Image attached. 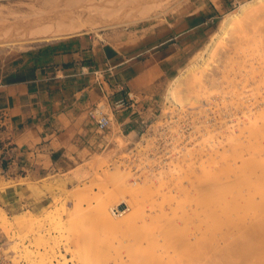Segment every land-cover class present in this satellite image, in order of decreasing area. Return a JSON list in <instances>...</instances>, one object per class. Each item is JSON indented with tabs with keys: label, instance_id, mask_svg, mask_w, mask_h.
<instances>
[{
	"label": "rangeland",
	"instance_id": "obj_1",
	"mask_svg": "<svg viewBox=\"0 0 264 264\" xmlns=\"http://www.w3.org/2000/svg\"><path fill=\"white\" fill-rule=\"evenodd\" d=\"M44 1L46 0H0V42L4 43L0 45V56L6 54L7 52L20 53L23 51L36 48L40 45L49 43V41L47 42L34 41V42H29V43H23L22 41L27 42V41L34 39V37L38 36L41 32L48 31L47 29L49 28V26L65 25V23H68V22H74V23H78L82 25L83 30L81 31H83V33L81 34L94 36L97 39H99L101 43L116 46L120 43V41H118L120 40V38H125L126 36L138 35L139 32L140 34L144 35L147 30L152 31L154 28L157 29L163 26L167 27L168 24L171 25L172 23H174V21L177 20L178 17H182L190 13H198V12L201 13V11H203V12H207L208 15L213 17L212 22H209V24L206 26L207 27L206 32H203V31L198 32L197 35L189 37L188 41L198 40V42L194 44V46L187 48V52L182 62L176 68L175 73L171 75V78L169 80V83L164 93L155 97L152 100L145 102L144 104H142V106H139V107L137 106L135 108L134 110L135 113L133 114L134 116L132 117H138L140 115L145 121L144 124L141 126L143 127L142 130L144 132L143 137L139 133H137L138 135H135L133 133L127 135L128 130H124L123 132L125 134H121L120 127H118L117 123L115 122V119L113 118L111 122L112 123L111 129L108 130L105 135H100L101 140L104 142V145L100 148L99 151H96L95 153L86 151V154L82 159H72V158L69 159L71 161V165L69 167H66V166L61 167L58 165L57 166L55 165L54 167H50V165H48L49 162L44 161L43 165L48 166L47 168H45L42 171L36 170L34 173H28L27 169L20 171L19 173H20L21 179L19 178L18 179L19 182L15 184L14 182H12V179H10L9 177L10 175L6 174L2 170V168L6 167V162L0 156V183L9 181L11 186H13L11 189H9L10 191L8 190V192L6 191V193L0 192V207H1L0 209H3L6 212L7 216L9 217L11 221H13L14 215H17V214L22 215L25 213L32 214L41 223L42 230L46 229V231H48L52 236H54L56 239L59 240V245L57 249L59 251L58 254L63 255L65 260H67L68 264H76V262L70 259V253L68 252L72 248L70 250L67 248L69 245L71 246V242H70L71 239L72 240L77 239L79 241L81 240V242L83 243L82 237L85 231L87 232L84 234V236L89 232L88 230L90 231L93 230V234L90 232L91 236L89 233V237L91 238L93 237L92 238L93 241L91 240L92 242H90L92 243L91 247L95 249L96 244H98L100 248H103V250L107 251V252H104L106 254L112 251L113 252L114 251L117 252L119 250L122 251L124 249L123 245H126L124 243V240L133 238L134 236L132 235L131 237H129L118 231H107L106 230L107 232L106 231L105 232L107 234L103 233L104 230L101 231L102 229L100 230V228H98L93 223L92 217L90 218L91 212L93 211L91 207L95 209L94 206L95 205L97 206L98 203H103V204L108 203L109 204L111 203L110 201L113 199L111 197L112 199L109 200L107 195H109V192L112 193L114 191V190L110 191L112 189L111 187H113L112 186L113 183H111L113 181L110 182L111 180L110 174H112L116 170L115 167H117L118 171H121L124 173L128 171L127 174H129V176L126 179V182L128 185L121 189L122 195H124L125 199L127 197L126 200L128 201L125 202V204L121 205L122 209L118 207L117 208L118 210L120 209L119 210L120 212L127 210V212L124 214H128V213H131L137 210L138 218L136 220V223H138L139 226L141 225V228H137L136 230L134 229V231H132L133 234L137 235V234L149 233L152 225L154 226V223L147 221L148 219L147 216L149 217L153 216L155 212L151 211L153 209H150L149 211L148 209L149 206L147 205H150L152 207L154 203L162 201V200L167 201V202L169 201L173 204L178 205V207L175 208L174 211H172L173 214L170 213L169 211L161 214L163 215L162 218H166V219H169V218L175 219V220L185 219L187 217L186 215L190 213L189 206H188L191 200V195L189 193L190 192L189 181H191L190 178L196 175L200 176L203 174L202 169H201L202 167L200 165L201 163L202 165L207 167V170L212 169V167L214 166L213 163L215 161V156L214 155L208 156L207 154L202 153L199 149L200 147H202V144H203L202 139L205 137V135H207V133L210 134L209 137L211 136L210 137L211 141H213L214 139L217 140L216 130L214 128L215 127L214 118L217 116L216 111L218 110L215 109L216 107L215 108L213 107L215 106V102H216V100L214 99V94H217L218 92L214 90V88H217L214 86H211V91L209 88H207L209 92L207 91V89L196 88L198 92L200 91L199 94L196 89L194 90L192 88L193 91L192 89H189V91L186 93L187 95L186 97H189L187 98V101L189 102L191 101V99L193 100L195 97L200 98V96H203L204 94L205 96L207 97L209 96V97L207 98L203 96L204 99L200 98V99H197L196 101L194 100L195 103L193 101H191L192 103L190 102V104L187 102L186 105H184L183 109L181 110L178 107L174 106V104L169 101V98L167 97L168 89H170V86L172 85V81L174 79L175 80L177 79L178 81L182 82L186 78L185 76L188 73L186 69L189 67V65H192L195 63L197 64V62L202 63V61H199L200 55H203L202 52H204V49L207 48V45L209 44V42L211 40L213 41V38H215L214 40H216L214 42L218 41L219 43L220 41H223L222 44L217 49L218 55L222 59V54L224 50L223 47H225L226 40L225 39H224L225 41L221 40L223 39L222 38L223 35L219 36V34L222 33L220 31H222L223 20L228 18L230 13H233V11L236 12V10H238L242 5L249 4L250 2L253 3V1H256V0H80L79 8H73V9L63 7L64 2L62 0H60L59 5L57 4L55 6H44L43 4H41V2H44ZM140 12L142 15L140 14ZM143 12L145 15L143 14ZM262 19H264V17H262L261 20H259V22L260 21L261 22L258 23V26L260 28L264 27V24H262L264 20ZM60 23H63V24H60ZM12 42H16V43H12ZM215 58H213V60H215ZM209 60L210 61H208V63L212 61L211 62L212 64L209 65L210 63L209 64L206 63V65H209V66L207 67L205 65L202 68L203 74H210V72L212 71L211 67L215 69L214 65H216V62L214 61L215 64L213 65V60L212 59H209ZM227 63H228L226 64L227 68L231 70V66H232L231 60L230 62H227ZM228 79L229 77H225L224 81L222 82L226 83L225 81H227ZM183 90L184 89L182 88L180 93L183 92ZM205 90L209 93V95H207L208 93ZM203 91L204 93H202ZM192 93H193V96L191 95ZM249 93L250 92H248L247 95ZM189 94L192 96V98H190ZM227 102L228 103H226L225 101L224 105L225 103L229 104L232 101L228 100ZM213 109H215V112H213L214 111ZM239 113H240L239 111H235L236 115L234 114L233 116L236 117ZM223 116L222 115H220V117L217 116L216 119L218 118L220 119L221 117H222L221 119H223L224 121H227L228 119H230V117H232L230 120L235 119V117H233L232 115L228 117H226L225 115ZM224 118H226V120ZM202 121L204 122V124L206 123L207 126L204 124L202 125L203 123ZM198 122L200 123L198 124ZM134 127H136L137 130L142 131L140 130V127L138 126V124H136V126L134 125L133 128ZM173 131L176 133H174ZM212 135L214 138L212 137ZM207 140L209 139L207 138ZM193 142H195L196 144ZM208 142L209 141H207L206 143ZM174 143L176 144V146H174L175 145ZM197 143L201 145L198 146ZM213 144H214V141H213ZM171 146H173V148ZM0 147H1V142H0ZM173 149L176 150L175 152L177 153L173 152ZM178 149H181L182 151ZM168 153L170 154L168 155ZM131 160L133 161V163ZM260 160L264 161V157H262ZM186 163L188 164V166H192L193 168L195 167L196 168L192 170L193 168L191 169V167H188ZM196 164L200 165V167L198 165L197 167ZM137 168H140V169H137ZM186 168H188V171L191 170L192 172H188V171L186 172L185 171ZM172 169L174 172L172 171ZM176 169L182 172L181 173L176 172L177 174L179 173L177 175L175 173ZM150 172L153 173L152 176ZM100 173L102 174L100 175ZM104 173H105V177L107 175L106 178L107 180L109 179L108 182L110 184L106 181V178L103 176ZM81 175H82V178H81ZM160 175H161V178L159 182ZM163 175H167V176H163ZM37 176H40V177H37ZM77 178H78V181H76ZM103 178H105V180ZM138 178H140V180ZM165 178L167 179V182ZM178 178L181 181L180 183H179ZM208 178H209V174H207V179ZM100 179L103 182L99 181ZM92 182L95 184H92ZM143 183L146 184L145 192L141 191V195H139L138 193H136L137 189L135 191V186L136 187H138L139 185L141 186L143 185ZM167 184L168 185L170 184L171 186L170 185L168 186ZM20 185H22L21 187H24V188L26 187L27 190H29L28 196H24L23 191H15L17 190L16 187ZM77 185L79 187V191H77L76 193V190H78ZM85 185H88L89 189ZM166 185L167 187H165ZM232 185L242 186L241 182H239V184H232ZM73 187H76L77 189H74ZM165 188L167 189V191H165ZM36 189H38V191L40 190L41 193L42 192L43 193L41 194L40 191L38 192L36 191ZM46 189H49V190L47 191ZM50 189H52L53 193H50L51 191ZM82 189L84 190V192L81 191ZM257 189L259 191H257ZM69 190H71V192L73 191L72 196L69 194ZM173 190L175 191V193L173 192ZM74 191L78 196L76 194H73ZM106 191L107 192L109 191V192L107 193ZM162 191L164 193H161ZM35 192L38 193L37 195L39 198L36 197L37 195H35ZM159 193L163 194L161 195V198H160ZM262 193H264V188L238 187V188L231 189L230 193L226 194L227 196L226 198L228 199V201L226 202L227 204L226 207L228 208V212L230 213L231 216H237V211H240L239 206L236 204L237 200H233L232 196L239 195L241 198L242 197L245 199L253 198V199H256L255 201H258L259 198H262V196H264V194ZM54 194H55V197H54ZM175 194H178V195H175ZM130 195H132L133 198H131ZM12 196L18 197L19 199V201L17 202L18 204H12L11 202L13 201V199L11 200ZM56 196H57V199H56ZM60 196H61V199H60ZM153 197H156V198L153 199ZM100 198L104 200L100 202L101 200ZM175 198H177V200H175ZM64 199L65 200L67 199L66 203ZM151 199L153 200L151 201ZM209 200L211 202L212 201L216 202L217 200L216 195L214 193L210 194ZM82 202H84L83 205H82ZM87 204H90V206L89 205L87 206ZM134 204L136 206H134ZM59 206L60 208H58ZM77 206H79L80 209H78L79 207L77 208ZM137 206L138 207L140 206L139 209L135 208ZM211 207H210L211 209L210 211L209 210L205 211L204 209L203 211L200 210L199 215L202 216V214L206 215L207 213L211 215V211H212ZM57 208L59 210L56 211ZM81 208L84 210L86 209L87 210L86 212L88 211L90 212L91 210L92 211L90 212V214L83 212L84 216L81 217L80 214H82V212L81 213L78 212L80 210L83 211ZM87 208H89V210ZM112 209H110V213L108 214H110V216L113 219L122 217L120 215L114 218V216L111 214ZM75 210L79 214L78 213L76 214ZM69 212L70 214L72 213L71 216L67 215ZM87 214H89V217H87L88 216ZM76 215L80 216L81 218L78 217V219H75V220H70V221L68 220L70 217L74 218ZM210 215H208V218ZM247 215L249 216L250 213H247ZM65 217H67L68 219H66ZM65 219L68 221H66ZM86 219L88 220L87 221L88 223L83 222V220L85 221ZM57 222L59 223L58 226H56V224H58ZM163 222L164 221H162L160 224H162ZM65 224H67V226ZM53 226H55L54 228V230L56 229L55 231L52 230ZM156 227L157 226H154V228ZM37 229H38L37 226H33V230L35 231L34 233L37 232ZM58 229L59 231H61V233H59ZM66 229H68V231H65ZM76 229L77 231L78 230L79 231L75 232ZM80 229L81 230L84 229L85 231L82 232ZM192 229H193L192 226L188 224L184 226L182 230L190 231ZM15 230L17 229H14L12 230L13 232L10 231L8 234H6L0 229V242L6 245L5 247L10 253L8 264H12L13 258L23 253L21 252V245L13 246L14 242L18 241V239H16L18 235V232H17L18 230L17 231ZM99 231L102 234H105V236H103ZM155 231H158V228L152 230V232L154 233ZM32 234L33 233L29 232L30 242L29 240H26L24 242V245L27 246L29 251H31L32 256L35 257L38 255L37 254L38 244L34 242L35 239L33 238ZM110 239H112L113 241H110ZM82 248H85V247L80 246L79 248H76V249H79L78 252L81 255L83 254ZM63 249L67 253H65ZM21 259H19L20 264H34L32 262L30 263L27 262L25 258L24 259L21 258Z\"/></svg>",
	"mask_w": 264,
	"mask_h": 264
},
{
	"label": "bare ground",
	"instance_id": "obj_2",
	"mask_svg": "<svg viewBox=\"0 0 264 264\" xmlns=\"http://www.w3.org/2000/svg\"><path fill=\"white\" fill-rule=\"evenodd\" d=\"M62 1L64 2L63 7L70 8V9L79 8V5H80V0H62ZM41 4H43L44 6H55L57 4L58 5L60 4V0H46L44 2H41ZM262 17H264V0H256V1H253V3L250 2L249 4L242 5L238 10H236V12L233 11V13H230L229 17L223 20L222 31H220L222 33L219 34V36L223 35L222 36L223 39L221 40H224V39L226 40L225 47H223L224 50L222 54V59L219 57L217 49L219 48V46L222 44L223 41H220L219 43L218 41L214 42L216 40H214L215 38H213V41L211 40L209 44L207 45V48L204 49V52H202L203 55H200L199 61H202V63L197 62V64L195 63L192 65H189V67L186 69V71L188 72L187 75L185 76L186 80L184 79L185 81L183 80L182 82H180L177 79L176 80L174 79L172 81V85L170 86V89H168L167 97L169 98V101L173 103L174 106L182 110L184 105H186L187 102L190 104L191 101L194 102V100L196 101L197 99H200V98L204 99L203 96H205V94L203 96H200L201 95L200 94L199 95L200 98L195 97L196 98L195 99L193 97L194 98L193 100L191 99L190 102L187 101V98L189 97H186L187 96L186 93L189 91V89L193 88L195 90L196 88H199V89L209 88L211 91V86H214V87H217V88H214V90L218 92L217 94H214V99L216 100V102H215V106L213 105L214 106L213 108L216 107L215 109L218 110L216 111L217 116L220 117V115L222 116L225 115L226 117H228L231 115L233 116L235 114V111L240 112L236 117L233 116L235 117V119L230 120L232 118L230 117V119L227 118L228 119L227 121H224L223 119H221L222 117L220 119L218 118L219 119L218 120L216 119L217 116L215 115L216 116L214 118L215 124L214 123L213 124L215 125L214 128L216 130L217 140L215 139L213 140L214 144H213V141L210 140V137H211V136L209 137L210 134H208L207 132H205L207 133V135H205L204 133L206 138L205 137L203 139L201 138L203 140L202 142L203 144L199 150L202 153L207 154L208 156L214 155L215 161L213 163L214 166L212 167V169H209V170H207V167L202 165L201 163L200 165L202 167L201 169H202L203 174L200 176L196 175L190 178L191 181H189V184H190L189 193L191 195V200L189 202L190 204L188 205L190 213L186 215L187 217L185 219H178V220L170 219V218L169 219L162 218L163 215L161 214L166 213L167 211L172 213V211H174V209L178 207V205L176 204H173L169 201L167 202V201L162 200V201L154 203L152 207L150 205H147L149 206V208L147 207L149 211L150 209H153L151 211L155 212L153 216L149 217L146 215L148 217L147 221L154 223V226H157L156 228H158V231H155V233L152 232V230L156 229L152 225L151 227L152 230L150 229V232L152 233L149 232V233L137 234V235L133 234L132 231H134V229L136 230L137 228H141V225L139 226L138 223H136V220L138 218L137 210L131 213H128V214H124L127 212V210L122 211L121 213H119V215H121L122 217L120 218L118 217L117 219H113L110 216V214H108L110 213V209L112 208L114 209L118 207L122 209L121 205L125 204V202L128 201L126 200L127 197L125 199L124 195H122L121 193V189L128 185L126 182V179L129 176V174H127L128 171L124 173V172L118 171L117 167H115L116 170L112 174H110V177H111L110 182L113 181L111 182L113 183V185L111 184L113 187L110 186L112 189L111 188H110L111 190L109 189L110 191L112 190L114 191L112 193L108 191L109 195H107L109 200H111L112 198L113 199L110 201L111 203L109 204L108 203L103 204V203L97 202L98 205L94 206L95 209L91 207L93 211L92 210H91L92 212L90 211L91 212L90 218L92 217L93 223L98 228H100V230L102 229L101 231L104 230L103 233H106L107 231H118L129 237H131L132 235L134 236L133 238L124 240V243L126 245H123L124 249L122 251L120 250L117 252L112 251L106 254L104 252H107V251L103 250V248H100L98 244H96L95 249L91 247L92 243L90 242L93 241L92 240L93 237L92 238L89 237V233L91 232L93 234V230L92 231L88 230L89 231L87 233L88 235L86 234L84 236V234L87 231H85L84 229L83 230L80 229L82 232L85 231L82 237L83 238L82 241L85 245L81 242V240L79 241L77 239H73V240L71 239L70 241L71 246L67 243L69 245L67 249L70 250L72 248L70 251L67 250L70 253V259L76 262V264H264V196H262V198H259L258 201H255L256 199H253V198L252 199H245L243 197L241 198L239 195L232 196L233 200H237L236 204L239 206V209L241 211V212L237 211V216H231L230 213L228 212V208L226 207L227 205L226 202L228 201V199L226 198L227 197L226 194H229L231 189L238 188V187L264 188V161L260 160L262 157H264V92H262L264 91V27L260 25L262 27L260 28L258 26V23L261 22V21L259 22V20H261ZM60 24H63V23H60ZM262 24H264V22H262ZM47 30L48 31L41 32L38 36L34 37V39L30 41H27V42L22 41V42L23 43H29V42H34V41L47 42V41H52V40L54 41V40L64 39L66 37L69 38V37L78 36L81 33H83V31H81L83 30V26L78 23L68 22V23H65V25L49 26ZM12 43H16V42H12ZM2 44L4 43L0 42V45ZM213 58H215V60H213ZM209 59L213 60V65L215 64L214 61L216 62V65H214L215 69L211 67L212 71L210 72V74H203L202 68L206 65V63L207 64L210 63L209 65L212 64L211 63L212 61L208 63V61H210ZM230 60L232 62L231 70H229L226 66V64H228L227 62H230ZM209 65H206V66L208 67ZM225 77H229V79L225 81L226 83H223L222 81H224ZM182 88L186 91L183 90V92L180 93ZM207 91L209 92L208 89ZM248 92L250 93L247 95ZM202 93H204V91ZM191 95L193 96V93ZM191 95L189 94L190 98H192ZM207 95H209V93ZM228 100L232 102H230L229 104H226L228 103L227 102ZM225 101L226 103L224 105ZM98 107L102 108L103 104L102 103L98 104ZM215 109H213L214 110L213 112H215ZM103 111L108 112V110H103ZM224 119L226 120V118ZM200 122H198V124ZM203 124L204 122L202 123V125ZM204 125H206V123ZM207 138L209 140H207ZM206 140L209 142L206 143L207 142ZM197 145L199 146L201 144L197 143ZM174 146H176V144ZM171 147L173 148V146ZM178 150H181V149H178ZM175 151L176 150L173 149V152ZM169 154L170 153H168V155ZM197 165L198 164H196V166ZM200 165L198 166L200 167ZM188 167H191V169L193 168L192 166H188ZM195 168H193L192 170H194ZM137 169H140V168H137ZM185 171L187 172L188 168H186ZM176 172H180V171L176 169L175 173ZM188 172H192V171L189 170ZM102 173H100V175ZM152 174L153 173H151V176ZM207 174H209L208 179H207ZM103 176L105 177V173L103 174ZM163 176H167V175H163ZM81 178H82V175H81ZM105 178L103 179L105 180ZM140 178L138 179L140 180ZM160 178H161V175L159 176V182H160ZM108 180L106 178L107 182ZM76 181H78V178L76 179ZM99 181H102V180L100 179ZM166 182H167V179H166ZM180 182L181 181L179 180V183ZM239 182H241L242 186L232 185V184H239ZM92 184H95V183L92 182ZM167 185L165 187H167ZM21 186L22 185L17 186L16 187L17 190L15 191H23L24 196H28L29 190H27L26 187L24 188ZM85 186H87L88 188V185H85ZM12 187L13 186H11L9 182L0 183V192L6 193V191L8 192V190L11 189ZM145 187H146L145 183H143V185L141 186L139 185L138 187L135 186V191L137 189L136 193L141 195V191L145 192ZM73 188L74 189L78 188V190H76V193L77 191H79L78 185H77V188L76 187H73ZM52 189H50L51 190L50 193H53ZM46 190L48 191L49 189H46ZM174 190L173 192L175 193ZM36 191H38V189H36ZM81 191L84 192L83 189ZM165 191H167L166 188H165ZM257 191L259 190L257 189ZM70 192L71 190H69V194L72 196L73 191L71 193ZM76 193L74 191L73 194H76ZM161 193H164V192L162 191ZM212 193H214L217 197L216 202L214 201L211 202L209 200L210 194ZM37 194L38 193L35 192V195ZM161 195L163 194H160V198H161ZM175 195H178V194H175ZM130 196L131 198H133L132 195ZM36 197L39 198L38 195ZM54 197H55V194H54ZM155 198L156 197H153V199ZM56 199H57V196H56ZM60 199H61V196H60ZM153 199H151V201ZM66 200H65V203H66ZM102 200L104 199H101L100 202ZM175 200H177V198H175ZM83 203L84 202H82V205ZM88 205L90 206V204H87V206ZM79 206H77V208ZM134 206L136 205L134 204ZM80 207L78 209H80ZM139 207L137 206L135 208L139 209ZM210 207L212 208L211 215L208 213L206 215L202 214V216L199 215L200 210L203 211L204 209L205 211L207 210L210 211L211 210ZM58 208H60V206ZM58 208L56 209V211L59 210ZM89 208L87 209L89 210ZM82 210L83 211L81 210L78 211L79 213L82 212V214H80L81 217L84 216L83 212L87 211L86 209L85 210L82 209ZM78 212H76V214ZM90 212L88 211L86 213L90 214ZM247 213H250V215L248 216ZM71 214L69 212L67 215L71 216ZM89 214H87L88 215L87 217H89ZM208 215H210L209 218H208ZM76 216L74 218L70 217L71 219L70 218L68 219L67 217L65 218L70 221V220L78 219V217H80V216H77V217ZM87 221H88L87 219L85 221L83 220V222H87ZM162 221L164 222L160 224ZM188 224L191 225L193 229L190 231L182 230L183 227ZM58 225L59 223L56 224V226ZM65 225L67 226V224ZM33 226L38 227L36 233H34L35 231L33 230ZM54 228L55 226H53L52 230H54ZM0 229L6 234H8L10 231L14 229L18 230V231L15 230L18 232V235L16 238L18 239V241L16 242L14 240L15 242L13 246L21 245V252L23 253H21L20 255H17L18 254L17 253L16 254L17 256H15L12 260V264H20L19 259L21 258L23 259L25 258L27 262L29 263L32 262L34 264L35 263L37 264H59V263L68 264L67 260H65L63 255L58 254L59 251L57 249L59 245V240L56 239L54 236H52L48 231H46V229L42 230L41 223L32 214H28V213H25L22 215L17 214V215H14V219L13 221H11L9 217L7 216L6 212L3 209H0ZM65 231H68V229H66ZM76 231L77 229L75 230V232ZM29 232L33 233L32 235H33V238L35 239L33 240L34 242H36V244H38V247H37L38 255L35 257L32 256L31 251H29L27 246L24 245V242L26 240H29L30 238ZM59 233H61V231H59ZM91 233H90V236H91ZM102 235L105 236V234H102ZM110 241H113V240L110 239ZM80 246L85 247V248H82V252H83L82 255L79 254L78 252L79 249H76V248H79ZM64 252L67 253L65 250Z\"/></svg>",
	"mask_w": 264,
	"mask_h": 264
},
{
	"label": "crops",
	"instance_id": "obj_3",
	"mask_svg": "<svg viewBox=\"0 0 264 264\" xmlns=\"http://www.w3.org/2000/svg\"><path fill=\"white\" fill-rule=\"evenodd\" d=\"M212 19L207 12L190 13L167 27L120 38L116 46L81 34L0 56V156L6 162L2 170L15 184L20 171L47 168L44 161L50 167H69V159L99 151L104 142L90 112L103 97L91 76L81 74L82 66L111 68L107 90L123 82L137 95L157 97L187 48L198 42L189 37L206 32ZM114 119L123 130L131 129L127 112ZM12 199L18 204V197Z\"/></svg>",
	"mask_w": 264,
	"mask_h": 264
},
{
	"label": "built area",
	"instance_id": "obj_4",
	"mask_svg": "<svg viewBox=\"0 0 264 264\" xmlns=\"http://www.w3.org/2000/svg\"><path fill=\"white\" fill-rule=\"evenodd\" d=\"M81 74L91 76L94 86L100 92H102L103 107L100 108L96 106L95 109L90 112V117L95 122L96 128L101 133V135H105L106 132L111 129L112 118L115 114L127 112L131 117L130 123L132 125L131 129L128 130L127 135L132 133L138 135L137 133H139L143 137L144 132L142 130L143 127L141 126L145 121L140 115L138 117L132 116H134V110L137 106H142V104L154 99L155 97H143L141 95H137L129 90L123 82L116 83L112 88H109L108 90L105 89V86H107L109 79L113 76L111 68L97 70L88 66H82ZM103 110H108V112H104ZM136 124H138L140 130L142 131L137 130L136 127L133 128V126H136ZM123 131L124 130L120 128L121 134H125ZM119 213L121 212L117 208H114L111 211V214L115 217H117ZM5 246L6 245L4 243L0 242V264L9 263L10 253Z\"/></svg>",
	"mask_w": 264,
	"mask_h": 264
}]
</instances>
